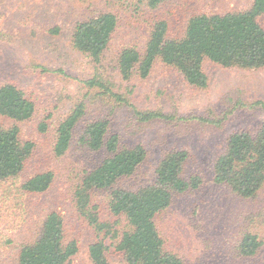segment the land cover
Returning <instances> with one entry per match:
<instances>
[{
    "label": "rangeland",
    "instance_id": "rangeland-1",
    "mask_svg": "<svg viewBox=\"0 0 264 264\" xmlns=\"http://www.w3.org/2000/svg\"><path fill=\"white\" fill-rule=\"evenodd\" d=\"M128 2L0 0V82L12 80L19 84L36 107L33 117L20 125L21 137L35 143L24 177L45 170L55 174L47 192L11 191L0 197V264H18L21 246L38 237L52 210L63 214L67 235L76 238L81 247L70 264H94L89 246L98 239L108 247V264H126L116 244L128 230V223L110 212L108 192L93 193L91 201L100 219L108 221V227L97 228L91 216L79 210L75 199L85 171L105 154H91L80 143L63 156L54 153L57 128L78 103L85 109L80 127L107 119L110 133L120 134L128 144L140 143L147 148V161L125 185L137 187L153 181L158 160L166 151L190 150L184 176L198 174L202 183L178 196L158 217L168 249L178 252L186 264H264V187L255 197L243 198L212 180L214 162L226 148L229 134L257 129L264 120V108L254 105L264 102V67H227L206 59V88L190 85L178 69L161 59H156L145 77L136 73L124 79L117 68L122 48L137 46L145 50L151 19L164 14L170 21L168 37H182L191 16L244 11L253 0H170L155 10L143 4L127 7ZM107 11L118 14L120 30L98 64V72L113 81L114 90L126 98V103L80 81L94 73L95 64L71 43V28L77 21ZM260 21L264 25V16ZM55 24L61 25L60 33L43 30ZM136 110H154L171 118L143 121ZM202 118L223 121L214 124ZM0 122L8 120L0 118ZM248 233L258 235L262 242L252 256L237 249Z\"/></svg>",
    "mask_w": 264,
    "mask_h": 264
},
{
    "label": "trees",
    "instance_id": "trees-1",
    "mask_svg": "<svg viewBox=\"0 0 264 264\" xmlns=\"http://www.w3.org/2000/svg\"><path fill=\"white\" fill-rule=\"evenodd\" d=\"M169 1L129 0L127 7L143 4L149 10H155ZM262 16L264 0H253L251 7L244 11L199 13L189 18L182 37L173 38L168 37L170 21L163 14L148 22L145 50L140 51L137 46L122 48L117 68L124 79L136 73L145 77L156 59H161L178 69L190 85L200 88L208 86V76L203 68L206 59L227 67L262 68ZM119 24L117 13L97 12L77 21L71 28L70 37L73 48L95 64L94 73L80 81L99 87L103 95L113 97L119 103H126V98L114 90L113 81L98 72V64H101L114 34L120 30ZM43 30L60 33L62 27L55 24ZM1 34L6 35L5 32ZM254 105L264 108L262 101ZM35 109V101L19 84L12 80L0 82V118L8 120V123L0 122V191L3 190L0 197L8 196L11 191L18 194L47 192L55 181L52 170L24 177L35 143L21 137L20 125L33 117ZM84 111V105L78 103L60 122L54 144V153L58 156H63L78 143L91 154H105L100 160L96 158L81 179L75 192L79 210L89 214L97 228L109 225L108 221L100 219L95 205L91 204L93 193L100 190L108 192L110 212L128 223V230L122 233L116 244V251L122 254L126 264H186L178 252L166 247L158 217L171 208L178 196L199 188L202 183L198 174L188 178L184 176L185 166L191 157L190 150L166 151L158 160L153 181L137 187L125 185L147 161V148L140 143L128 144L122 141L120 134L110 133L107 119H96L80 127ZM135 114L143 121L171 118L154 110H136ZM202 120L214 124L223 121ZM212 180L243 198H252L259 193L264 187V120L257 129H239L229 134L226 148L214 162ZM261 246L258 235L248 233L237 249L245 256H252ZM80 248L78 240L67 235L63 214L52 210L47 214L38 237L21 246L18 264H70ZM107 249L103 239L93 241L89 246L92 262L108 264Z\"/></svg>",
    "mask_w": 264,
    "mask_h": 264
}]
</instances>
